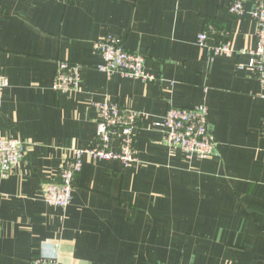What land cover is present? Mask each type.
Masks as SVG:
<instances>
[{"label":"crops","instance_id":"crops-1","mask_svg":"<svg viewBox=\"0 0 264 264\" xmlns=\"http://www.w3.org/2000/svg\"><path fill=\"white\" fill-rule=\"evenodd\" d=\"M232 1L0 0V137L27 143L0 175V264H264V81L248 66L258 0H239L241 15ZM106 35L152 78L98 69ZM222 41L231 55L212 53ZM60 60L81 64L76 90L52 88ZM105 101L138 113L136 161L85 156L68 204L47 202L59 166L93 144ZM200 104L215 154L188 158L156 122Z\"/></svg>","mask_w":264,"mask_h":264},{"label":"built area","instance_id":"built-area-1","mask_svg":"<svg viewBox=\"0 0 264 264\" xmlns=\"http://www.w3.org/2000/svg\"><path fill=\"white\" fill-rule=\"evenodd\" d=\"M71 2L73 0H63ZM229 11L241 15L244 9L239 0H233ZM257 22L255 46L249 51L248 66L259 71L264 81V3L258 0L250 11ZM209 34L207 31L197 35V41L205 45ZM95 48L102 57L98 69L107 75L114 72L129 77L151 79L152 75L144 69V56L141 53L128 51L120 37L106 35L96 41ZM214 54L231 55L233 53L227 41L210 46ZM81 64L68 60L57 62L52 88L56 92L76 90L80 82ZM8 80L0 69V104L2 92ZM99 117L93 144L84 149H74L58 168L56 178L45 184V200L53 205L66 206L70 201L75 174L80 170L83 158L118 159L124 166L136 161L133 147V130L138 120V113L131 108L120 107L111 102H100L95 105ZM164 139L171 145L178 146L188 158H207L215 154V145L207 127V107L204 104L193 107H170L163 117L156 122ZM118 140V151L112 150V142ZM27 143L20 136L0 137V175L5 177L11 168L20 161L26 152ZM29 264H61L55 257L37 254Z\"/></svg>","mask_w":264,"mask_h":264}]
</instances>
